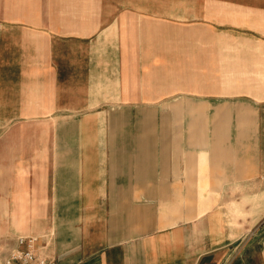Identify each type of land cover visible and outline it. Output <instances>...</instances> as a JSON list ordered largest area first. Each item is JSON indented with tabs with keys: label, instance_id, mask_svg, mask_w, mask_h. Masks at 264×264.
Returning <instances> with one entry per match:
<instances>
[{
	"label": "crops",
	"instance_id": "obj_1",
	"mask_svg": "<svg viewBox=\"0 0 264 264\" xmlns=\"http://www.w3.org/2000/svg\"><path fill=\"white\" fill-rule=\"evenodd\" d=\"M180 2L0 0V262L264 264L260 109L182 96Z\"/></svg>",
	"mask_w": 264,
	"mask_h": 264
},
{
	"label": "rangeland",
	"instance_id": "obj_2",
	"mask_svg": "<svg viewBox=\"0 0 264 264\" xmlns=\"http://www.w3.org/2000/svg\"><path fill=\"white\" fill-rule=\"evenodd\" d=\"M167 1L173 8L182 1L184 12L182 96L259 108L264 133V0ZM5 253L0 250V259Z\"/></svg>",
	"mask_w": 264,
	"mask_h": 264
},
{
	"label": "built area",
	"instance_id": "obj_3",
	"mask_svg": "<svg viewBox=\"0 0 264 264\" xmlns=\"http://www.w3.org/2000/svg\"><path fill=\"white\" fill-rule=\"evenodd\" d=\"M18 247L11 251L0 264H54L37 251L35 239L30 237L17 238Z\"/></svg>",
	"mask_w": 264,
	"mask_h": 264
}]
</instances>
